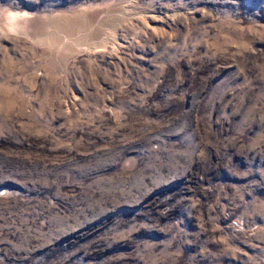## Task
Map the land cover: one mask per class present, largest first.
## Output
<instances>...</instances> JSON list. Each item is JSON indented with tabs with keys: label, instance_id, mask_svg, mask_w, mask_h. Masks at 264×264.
<instances>
[{
	"label": "rangeland",
	"instance_id": "374dc122",
	"mask_svg": "<svg viewBox=\"0 0 264 264\" xmlns=\"http://www.w3.org/2000/svg\"><path fill=\"white\" fill-rule=\"evenodd\" d=\"M0 264H264V0H0Z\"/></svg>",
	"mask_w": 264,
	"mask_h": 264
},
{
	"label": "bare ground",
	"instance_id": "6f19581e",
	"mask_svg": "<svg viewBox=\"0 0 264 264\" xmlns=\"http://www.w3.org/2000/svg\"><path fill=\"white\" fill-rule=\"evenodd\" d=\"M45 20H43V21L45 22ZM14 21L15 20H13L12 18H10V26H9L10 29L13 28V26L11 25V23H14ZM17 22H18V24L16 26H14V28L16 29V31L22 30L23 32H21V34H25L27 36H33V34H34L33 31L36 29V27L38 26V24H40V22H42V21H40V22L37 23V20L30 21L27 18V16H23L22 18H17L15 24ZM31 22H34V23H31Z\"/></svg>",
	"mask_w": 264,
	"mask_h": 264
}]
</instances>
